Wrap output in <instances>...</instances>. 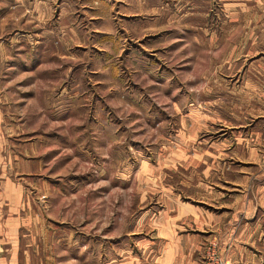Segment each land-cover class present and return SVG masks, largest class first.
Instances as JSON below:
<instances>
[{"label": "rangeland", "instance_id": "obj_1", "mask_svg": "<svg viewBox=\"0 0 264 264\" xmlns=\"http://www.w3.org/2000/svg\"><path fill=\"white\" fill-rule=\"evenodd\" d=\"M91 1L112 29L102 21L106 34L74 50L72 72L42 86L41 109L31 79L20 83L14 111L18 138L40 150L33 196L64 264H98L101 247L107 262L113 242L128 245L155 199L144 200L142 172L160 168L184 112L264 109V0H185L169 12L161 0L150 12Z\"/></svg>", "mask_w": 264, "mask_h": 264}, {"label": "crops", "instance_id": "obj_2", "mask_svg": "<svg viewBox=\"0 0 264 264\" xmlns=\"http://www.w3.org/2000/svg\"><path fill=\"white\" fill-rule=\"evenodd\" d=\"M132 1L148 11L157 0ZM161 1L169 12L170 2L185 0ZM91 2L0 0V264H64L60 239L44 222L48 211L33 196L41 191L33 181L40 150L20 141L24 125L14 111L23 100L20 83L31 79L41 109L42 86L53 91L57 72L64 79L72 72L74 50L106 34L101 7ZM133 8L137 16L140 5ZM204 110L179 117L160 168L140 177L144 200L154 201L128 245L113 242L107 262L98 249V264H205L211 245L229 264H264V109Z\"/></svg>", "mask_w": 264, "mask_h": 264}, {"label": "built area", "instance_id": "obj_3", "mask_svg": "<svg viewBox=\"0 0 264 264\" xmlns=\"http://www.w3.org/2000/svg\"><path fill=\"white\" fill-rule=\"evenodd\" d=\"M205 264H229L220 256L218 248L215 245L208 247L206 252Z\"/></svg>", "mask_w": 264, "mask_h": 264}]
</instances>
